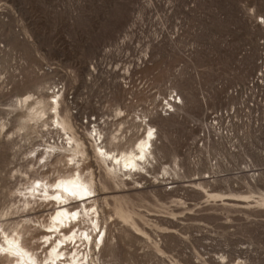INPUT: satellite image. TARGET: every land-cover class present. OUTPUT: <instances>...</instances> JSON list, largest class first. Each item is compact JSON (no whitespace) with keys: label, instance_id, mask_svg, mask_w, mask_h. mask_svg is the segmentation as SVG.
Masks as SVG:
<instances>
[{"label":"rangeland","instance_id":"rangeland-1","mask_svg":"<svg viewBox=\"0 0 264 264\" xmlns=\"http://www.w3.org/2000/svg\"><path fill=\"white\" fill-rule=\"evenodd\" d=\"M263 19L264 0H0V221L14 227L27 214L46 220L52 212L48 202L28 207L14 193L38 173L50 170L56 176L57 170L37 163L32 150L54 144L55 139L61 144L58 132L64 133L27 111L21 103L27 95L40 98L62 82L66 100L71 92L76 97L73 113L78 122L87 125L92 113V118L103 112L113 117L114 107L124 105L126 97L139 113L148 109L158 117L166 96L177 90L186 97L187 109L171 116L167 130L157 128V134L164 143L168 133L171 152H178L184 163L182 174L166 175L164 181L158 165V170L153 168L159 178L142 183L153 191L135 205L149 221L137 216V226L116 215L111 220L112 209L100 200L102 222L108 220L101 260L264 264V202L259 201L264 173L247 182L237 180L232 172L241 170L248 158L241 154L232 170L222 163L219 173L232 174L228 180L202 179L213 170L199 151L205 115L241 103L231 92L236 88L241 94L258 70L264 55ZM127 64L132 74L123 73ZM190 92L198 100L195 107L188 99ZM260 124L230 126L234 137L229 145L254 155V169L264 168V119ZM84 131L79 129L80 137ZM219 146L217 153L228 151ZM171 157L172 153L162 161ZM215 158L210 156L216 163L222 160L220 155ZM96 173L99 177L100 170ZM134 191L132 184L124 193ZM206 191H222L229 200L209 198ZM108 192L123 194L117 189ZM229 194L253 197L233 201ZM42 232L41 228L35 233L37 241ZM32 244L38 245L35 240Z\"/></svg>","mask_w":264,"mask_h":264},{"label":"bare ground","instance_id":"bare-ground-1","mask_svg":"<svg viewBox=\"0 0 264 264\" xmlns=\"http://www.w3.org/2000/svg\"><path fill=\"white\" fill-rule=\"evenodd\" d=\"M128 37L126 35V38ZM131 65L129 67L127 64L128 67H125L123 73L132 74ZM58 86L59 84L52 85L51 92L40 98L33 99L31 95H27L21 100L29 113L32 111L35 113L34 117L45 122L50 120V124L47 122L45 124L51 127L55 125L54 129L64 132L63 135L58 132L61 144L55 139L54 144L50 142L41 149L32 150L37 163L40 165L42 163V168L51 167L57 170L56 176L52 177L50 170L41 175L38 173L25 187L17 188L14 192L20 198L19 202L28 207L39 202H42L41 204L48 202L52 206V212L46 220H41L39 215L27 214L19 226L14 227H7L4 221H0V260L3 263L103 264L100 253L106 246L108 220L102 222L100 200L112 209L109 213L110 219L116 215L118 219L137 226V216L144 222L149 221L136 211L137 200L153 191L142 187L143 180H149L152 176L159 178L152 173L155 168L163 174L164 181L166 175L180 177L182 174L184 163L181 162L178 152H171L168 133H165V140L162 143L157 130L159 128L167 130L173 119L171 116L187 109L184 94L172 90L177 92L183 104L168 99L167 104L174 112L169 115L159 112L162 118L154 116L153 111L148 109L139 113L132 108L134 107L132 101L130 99L127 101L126 97L124 105L117 103L114 107L115 115H111L113 117L109 116V112L107 116L103 112L104 115L96 113L95 118H92V113L88 115L85 125L83 120L78 122L77 116L73 113L76 100L70 102L68 97L67 101L64 88ZM188 99L191 105L194 107L197 105L198 100L191 92ZM118 118L120 119L117 120ZM80 128L86 132L83 137L79 136ZM171 153L172 157L167 163L162 161ZM97 169L100 170L99 177ZM132 184L133 190L136 191L124 193ZM203 184L201 181V186L206 188ZM110 189L120 190L123 194L109 195ZM99 190L104 191V195ZM210 191H206L209 198L229 200L226 198L227 194L222 191ZM229 195L233 201H247L253 197L252 194ZM259 201L264 202V193L260 195ZM41 228L43 232L37 241L38 236L35 233ZM33 240L38 245L33 246Z\"/></svg>","mask_w":264,"mask_h":264},{"label":"built area","instance_id":"built-area-1","mask_svg":"<svg viewBox=\"0 0 264 264\" xmlns=\"http://www.w3.org/2000/svg\"><path fill=\"white\" fill-rule=\"evenodd\" d=\"M264 21V20H263ZM260 60L258 62V70L256 73L248 80V84L246 85L244 91H241L239 94L238 89H234L231 93L233 97L242 99L241 103L232 104L226 106L224 108H220L217 110H213V112H208L204 120H202V126L199 133V139L202 141L200 144L201 148L200 152L205 153L206 161L208 164L210 163V167L213 170L212 176L208 175L203 177L206 178H214L215 181L228 180V175H235L237 180L247 182L248 178L258 179L262 173H264V168L254 169L257 166V159L251 157L252 155L247 151L241 153L236 152V149H232L231 145H229L230 139H232V128L231 124H247L249 122L260 123L263 122L264 119V55H261ZM58 88H65L64 84L59 83ZM238 96V97H237ZM254 96V98H252ZM171 100L172 102H177L178 104H182V101L177 95L176 91H173L170 94V97L166 98L161 106V113L163 115H169L174 112L173 108H170L167 104V101ZM70 102L76 100L74 94L69 93ZM260 121V122H259ZM258 125V126H259ZM227 142V144H226ZM220 144L224 148H227L228 151H224L223 149L217 153L216 147ZM199 145V144H198ZM234 144H232L233 146ZM236 147H238L236 145ZM228 153V154H227ZM208 154V155H206ZM215 155L222 158V160H218L217 163L213 160H210L211 155ZM243 155H247L246 161H243L244 168H240L241 170H236V172L220 174L219 170L221 168L222 163H227L226 165H230V169L232 170V162ZM230 156V157H229ZM199 160V159H198ZM210 160V161H209ZM196 163V162H195ZM199 163V162H197ZM216 166V167H215ZM237 169V168H236ZM228 176V177H227Z\"/></svg>","mask_w":264,"mask_h":264}]
</instances>
